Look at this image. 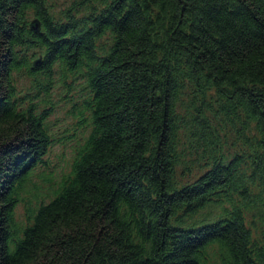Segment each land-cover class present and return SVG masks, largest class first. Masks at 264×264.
Instances as JSON below:
<instances>
[{"label": "trees", "instance_id": "1", "mask_svg": "<svg viewBox=\"0 0 264 264\" xmlns=\"http://www.w3.org/2000/svg\"><path fill=\"white\" fill-rule=\"evenodd\" d=\"M56 71L88 130L53 182ZM256 216L264 0H0V264H264Z\"/></svg>", "mask_w": 264, "mask_h": 264}, {"label": "rangeland", "instance_id": "2", "mask_svg": "<svg viewBox=\"0 0 264 264\" xmlns=\"http://www.w3.org/2000/svg\"><path fill=\"white\" fill-rule=\"evenodd\" d=\"M70 1L50 0V3L54 12L58 15ZM16 83L19 93L23 94L29 91L30 94H33L34 90H32L29 77L23 74H16ZM84 84L83 77L78 73L68 74L64 83L59 71H56L52 76V82L49 84L48 91L38 92L37 96L33 98V101L38 102V108H45L46 112L49 113L46 117V123L48 124L51 136L54 138V143L46 156L48 162V169L46 171L53 173V182L59 180L64 173L69 171L76 140L86 134V130H88V127H79L77 117L74 114L75 107L81 105L82 98L87 94L86 88H83ZM60 138L65 139L63 142H60ZM40 172L42 171H36L32 180L39 184L41 189H46L48 184L41 180ZM42 191L44 192L45 190ZM22 208V203H19L15 208L17 219L23 220ZM247 216L251 217L250 214ZM255 219L258 224L256 229L257 234L264 236L262 235L264 232V222H261L259 216H256Z\"/></svg>", "mask_w": 264, "mask_h": 264}, {"label": "water", "instance_id": "3", "mask_svg": "<svg viewBox=\"0 0 264 264\" xmlns=\"http://www.w3.org/2000/svg\"><path fill=\"white\" fill-rule=\"evenodd\" d=\"M38 26H39L38 22H37L35 19L32 20L31 27H32L33 29H37Z\"/></svg>", "mask_w": 264, "mask_h": 264}]
</instances>
